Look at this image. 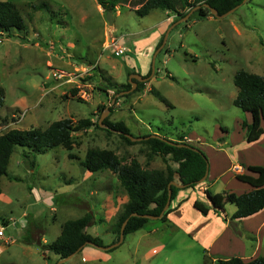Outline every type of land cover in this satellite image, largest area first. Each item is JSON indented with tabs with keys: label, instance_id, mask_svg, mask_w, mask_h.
<instances>
[{
	"label": "rangeland",
	"instance_id": "rangeland-1",
	"mask_svg": "<svg viewBox=\"0 0 264 264\" xmlns=\"http://www.w3.org/2000/svg\"><path fill=\"white\" fill-rule=\"evenodd\" d=\"M9 1L21 8L27 28L0 33V135L13 128H46L63 118L74 124L83 118L93 122L73 132V149L57 146L36 153L34 166L32 157L23 155L27 148L16 146L8 173L1 178L0 264H58L62 258L50 244L66 221L87 212L94 215L88 233L98 231L95 236L107 245L117 241L110 230L128 194L110 169L90 173L80 164L90 148L113 150L125 162L137 158L145 168L177 167L170 155L154 153L143 143L128 144L118 133L96 125L107 107H99L105 96L99 85L104 87L105 81L93 77L94 67L117 83L142 73L139 56L130 51L134 40L162 28V36L166 35L177 14L154 9L139 16L137 7L118 4L114 23L109 24L97 0ZM41 2L48 7L34 10L30 5ZM196 10L171 28L164 45L152 49L151 61L157 53L155 73L142 90L116 94L108 89L109 103L118 97L105 118L123 121L135 137L156 133L176 140L187 133L186 140L206 153L210 178L185 188L182 204L173 201L178 210L167 220L150 219L111 251L87 244L62 264H204L207 238L200 229L207 231L213 221L196 210L192 200L209 203L208 185L216 194L229 190L241 194L248 185L238 181L236 173H246V163L264 165V140L246 141L242 121H250L251 115L234 104L238 93L234 77L239 70L264 76V0H247L224 17H201ZM171 15L173 20L164 27L161 21ZM110 37L118 38V48L126 50L107 47ZM130 57L137 68L131 66ZM234 160L244 163L235 165ZM235 209V204H226L230 229L246 244L242 258L264 255L260 215L245 218V229L231 219ZM217 215L225 219V214ZM99 219L107 223L93 224ZM217 229L214 223L210 231ZM192 231L200 233L194 236ZM214 257L209 256L220 259Z\"/></svg>",
	"mask_w": 264,
	"mask_h": 264
},
{
	"label": "trees",
	"instance_id": "trees-1",
	"mask_svg": "<svg viewBox=\"0 0 264 264\" xmlns=\"http://www.w3.org/2000/svg\"><path fill=\"white\" fill-rule=\"evenodd\" d=\"M99 5L107 12L113 11L118 4H128L136 8L139 16L148 15L154 9L168 11L177 14L173 22L186 16L192 9L201 5L196 11L201 17L214 16L211 10L204 6L208 3L211 7L218 10L220 14L228 12L237 5L242 4L244 0H97ZM30 4V3H29ZM34 10H41L48 7L47 2L39 4H30ZM139 6V7H138ZM27 24L21 8L9 0H0V33L12 32L15 30H26ZM165 35V34H164ZM164 35L157 44L158 48L164 41ZM94 78L98 81H105L104 87L99 85V89L108 98V89H114L116 94L129 90L132 84L117 83L111 79H105L100 73H97V67H94ZM152 66L144 77L150 76ZM103 78V80L99 78ZM137 88L133 92L142 90L146 82L138 81ZM238 87L237 96L234 104L243 111L251 115V120H243L242 128L245 130V138L249 143L258 141L264 135V76L246 71L239 70L234 77ZM78 89L74 88L71 93L75 95ZM152 92L162 102L173 107L158 90L151 89ZM126 96V95H125ZM1 104V103H0ZM101 109L107 107L105 100L102 98ZM112 110V107H110ZM107 126L105 129L109 133H118L128 144L143 143L150 147L152 152L162 155H170L171 159L177 163L173 168L168 165L166 169L145 168L137 158H132L125 162L113 150L90 148L86 157L80 164L88 171L95 173L110 169L117 174L121 185L128 194V201L124 204L123 210L117 215L116 222L112 225L111 230L116 234V240L120 238L121 227L123 222L129 218L125 227L126 235L144 228L150 221V218L144 216H131L136 212L141 215L151 214L160 215L169 199L168 185L171 181L184 184L185 188H195L200 185V180L204 177L208 166V157L206 153L197 146L187 142V133L178 135L176 140L169 139L165 135L151 136L153 134H144L139 136H150L141 141H134L126 134L131 133L130 128L123 122H114L109 117L103 120ZM93 122L89 118L79 119L74 124L71 118H63L53 121L46 128L32 127L30 129H10L0 135V194L2 193L1 178L8 173L11 156L16 146L27 148L23 155L30 159L31 166L35 164L36 153L47 152L48 150L62 146L68 150L73 149L75 140L73 132L79 131ZM101 127L100 122L96 123ZM224 130L226 128H223ZM154 135H157L156 133ZM72 156V155H71ZM248 172L236 173V179L249 184L252 189L247 192L238 194L234 191H225L224 193H213L210 188L206 189V195L209 203L196 199L194 206L207 215L210 210L216 213L226 214V204L233 203L236 205V211L231 216L232 220H240L252 216L264 209V165L250 164L247 166ZM179 186L172 185L171 203L181 190ZM174 210L170 207L164 212L161 219L167 220L168 215ZM228 216L225 215V218ZM94 215L87 212L82 217L70 219L63 224L60 235L50 244V249L65 258L81 247L93 242L97 245L108 246L100 236H95L86 231L89 224L93 221ZM116 241V242H117ZM115 243V242H113ZM112 243V244H113ZM110 245V244H109ZM83 249V248H82ZM81 249V250H82ZM114 248L110 249L113 250ZM80 250V251H81ZM209 258L206 255L204 264H264V255L257 256L250 260H244L240 256L229 258H220L217 260Z\"/></svg>",
	"mask_w": 264,
	"mask_h": 264
},
{
	"label": "crops",
	"instance_id": "crops-1",
	"mask_svg": "<svg viewBox=\"0 0 264 264\" xmlns=\"http://www.w3.org/2000/svg\"><path fill=\"white\" fill-rule=\"evenodd\" d=\"M172 17H173V15L169 16L168 18L166 17V19H163L161 21V24H163V26L165 27L167 24H169L173 20ZM162 32H163V28L160 29V31L152 32L153 33L152 35L146 36L144 38L136 39L133 42L134 50H130V51H132V53H134V54L139 56L140 67H138V68H140V70L142 72L140 74H142L143 76L146 75V73L149 72L151 66L153 67V61H151V59H150L152 57V49L154 47H156V45L160 41V39L162 37ZM129 60L132 63L131 66L137 68V65L135 64L134 59L132 57H130ZM145 82H147V81H145ZM250 120H251V118H250ZM152 134H155V133H152ZM188 137L190 138V136H188ZM260 140H264V135L258 141H260ZM187 141L189 143L191 142L190 140H187ZM262 150L264 151V149H262ZM242 163H244V162H240L239 163V162H235V160H234V164L235 165H240ZM246 164L250 165L251 163H246ZM240 173H242V172H240ZM208 178H210V171H209ZM235 178H236V176H235ZM245 184H247V183H245ZM247 185L248 186H246V188L243 189L244 192L250 191L252 189V187L249 184H247ZM209 187H210V185H208L206 187V189L209 188ZM183 191H184V189H181L178 192L176 198L173 200V201H176L175 205L180 206L182 204L183 197L185 195L183 193ZM104 200L106 201L107 198H105ZM195 200H196L195 198L192 200L193 206H194ZM173 201H172V203H173ZM172 203H171V206H172ZM177 207L174 208V210L168 215V217L169 216L171 217L172 213H174L176 210H178ZM103 208H104V205H103ZM194 208L196 210H198L195 206H194ZM235 211H236V209L231 213V216L233 215V213ZM258 215H260V218H261L260 219V228H264V209H262L261 211H259L258 213L254 214L252 216H258ZM206 216H207L206 219L208 221H210V222L213 221V222H211L212 225H210L208 227L207 231L204 230L203 227H202L203 229H200V232L205 234L206 235L205 237L207 238V241L205 242V246H206L205 249L207 251V255L209 254V256H213V257L215 256L216 258L217 257L229 258V257H232V256H240V257H242L241 254L246 249L245 248L246 244L244 242V239L236 231L234 232L233 229H230V224H228L229 223L228 217L223 219L225 221V222H223V220L218 218L219 215H217V213L214 210H210V212ZM249 217H251V216H249ZM246 218H248V217H246ZM243 220H245V218L237 220V221H239L240 224L242 225V227L245 228L246 226L243 224ZM101 222L102 223H107V222H105V219L104 220L103 219H101V220L99 219V221L97 220V222L94 221L93 224H97V223H101ZM214 223H216L218 225V229L216 231H212L211 232L210 228L213 226ZM245 229H247V228H245ZM110 231H112V230H110ZM110 231H109V233H111L110 239H113V234H112L113 231L112 232H110ZM150 232H153V230H150ZM200 232L192 231V233H195V234H193L194 236H196V234L200 233ZM97 234H99L98 231H96L95 235H97ZM197 237H198V235H197ZM198 239H200V238H198ZM244 257H246V255ZM255 257H257V256L249 257L248 259H245V260H250V259L255 258Z\"/></svg>",
	"mask_w": 264,
	"mask_h": 264
},
{
	"label": "water",
	"instance_id": "water-1",
	"mask_svg": "<svg viewBox=\"0 0 264 264\" xmlns=\"http://www.w3.org/2000/svg\"><path fill=\"white\" fill-rule=\"evenodd\" d=\"M245 1H247V0H244L243 2H245ZM240 5H241V4L237 5L235 8L229 10L228 12H225V13H223V14H220L216 8L211 7L208 3H205V4H204V6L207 7V8H209V9L211 10V13H212L214 16H216V17H224V16H227L228 14L234 12V11H235ZM200 7H201V5H198L196 8L192 9V10H191L186 16H184V17L180 18L179 20H177V21L171 26V28L174 27L175 25L181 23L182 21L187 20V19L189 18V16L194 12V10H195V9H198V8H200ZM113 14H114L113 11H107V12H106V18H107L109 24H113V23H114ZM171 28H170V30H171ZM170 30H168V31H167V34L164 36V41H163V43H162L163 45L166 43V40H167V37H168L167 35H168V33H169ZM156 56H157V53H155L154 56H153V67H152V73H151V75H150V76H147V77H144V76H143L142 74H140V73H132V74L130 75V78H129V82L132 84V87H131L129 90H126V91L122 92L121 94H126V93H129V92H132V91L136 88V86H137L138 83H137L136 81H134L133 78L136 79V80H138V81L145 82V81H148V80L154 75V73H155V60H156ZM117 97H118V95L115 96V97L111 100V102L109 103V99L106 98L105 96H103V99L105 100V102H106V104H107V108H106V111H105V112L102 114V116H101V119H100V125H101V126H105V127H107V126L103 123V120H104V118L106 117L107 113H109V111H110V106L116 102ZM126 135H127L129 138H131L132 140H138V141H141V140H143V139H147V138L150 137V136H146V137H144V136H138V137H135V136H133L131 133H127ZM151 136H160V135H158V134H157V135H154V134H153V135H151ZM209 171H210V165H209V163H208L206 174H205L204 177L200 180V183L203 182V181H205V180L207 179V177H208V175H209ZM172 185L179 186L180 188H184V187H185L184 184H180V183H178V182H176V181H171V182L169 183V185H168V188H169V199H168V202H167V204H166V206H165L163 212H162L160 215H157V216H156V215H151V214H143V215H141V214H139V213L134 212V213L131 214V216H144V217H148V218H150V219H159V218H161V217L163 216L164 212H165V211L170 207V205H171ZM128 220H129V218H127V219L123 222L122 227H121L120 238H119V240H118L117 242H115V243H113V244H110V245H108V246L97 245V244H95V243H93V242H88L87 244L94 245V246H96V247H98V248H101V249H104V250H110V249H112V248H115V247L119 246V245L122 244V242L124 241V238H125V227H126V225H127V223H128ZM82 248H83V247H81V248H80L79 250H77L75 253H73V254H71V255L65 257V258H62V259L58 262V264H62L63 262L68 261V260L71 259L76 253H78Z\"/></svg>",
	"mask_w": 264,
	"mask_h": 264
},
{
	"label": "built area",
	"instance_id": "built-area-1",
	"mask_svg": "<svg viewBox=\"0 0 264 264\" xmlns=\"http://www.w3.org/2000/svg\"><path fill=\"white\" fill-rule=\"evenodd\" d=\"M119 39L115 38V37H110L107 40V47H113V51H115L116 49H119L121 52L126 50V47L120 46L118 48V44H119ZM83 96L86 98L87 97V93L83 92ZM4 235V227H2V229H0V236Z\"/></svg>",
	"mask_w": 264,
	"mask_h": 264
}]
</instances>
